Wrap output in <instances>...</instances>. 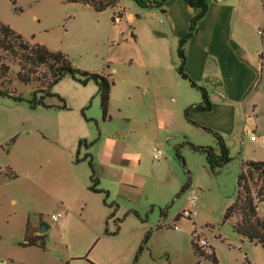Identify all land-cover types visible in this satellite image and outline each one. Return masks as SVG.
Returning <instances> with one entry per match:
<instances>
[{"label":"rangeland","instance_id":"1","mask_svg":"<svg viewBox=\"0 0 264 264\" xmlns=\"http://www.w3.org/2000/svg\"><path fill=\"white\" fill-rule=\"evenodd\" d=\"M123 13L122 21H116V15ZM137 15L140 17L131 21V16ZM164 19L160 8L143 9L133 0H118L116 7L103 12L64 0H0V21L15 24L25 35L34 36L32 40L21 36L23 44L33 46L38 42L52 51H62L75 67L104 74L113 82L106 119L94 82L91 85L95 84L97 93H92L85 108L78 111L82 95L86 96L81 91L87 87L71 77L53 87L68 109L59 108L63 102L58 97L45 98L50 107L33 106L30 102L36 87L41 89V85L19 81L18 56L11 50L0 49V78L23 98L18 101L0 96V102L12 103L10 113L14 117H27L28 124L41 125L39 128L50 125L48 130L56 120L48 116L50 113L76 108L86 116V131L92 138L102 134L115 137L125 151L140 155V164L136 161L128 170L134 169L141 181L139 189L127 197L116 195L110 180L112 173L98 185L111 188L107 202L118 203L119 207L105 205V194L96 196L107 208V215L95 224H100V228L96 229L93 241V232L78 216L59 223L52 221V215L60 212L56 200L48 201L43 216L29 213L30 219H25L24 211L27 214L31 210L37 191L30 186L33 171L30 173L17 164L32 149L26 145L29 137L21 126L14 129L15 124L1 122L0 264H264V247L236 233L234 219L225 220L227 209L237 199L243 162L264 161V111L246 117L239 115L244 131L225 140L232 160L212 171L207 155L194 146L212 147L218 152L213 134L190 123L177 126V48L163 59V47L157 48V44L147 41L148 32L154 33ZM131 26L140 40L136 45ZM150 85L154 89L144 92V87ZM41 95L38 93V98ZM155 109L165 111L167 122L158 123ZM45 130L46 127L38 131L39 139L32 147L40 156L59 150L46 140ZM251 135L257 141H252ZM155 147L163 150L159 159L154 158ZM35 171L45 176L47 167ZM187 184L188 189L183 190ZM193 194L199 197L196 215L187 219L181 214ZM28 220L35 226L40 221L50 225L44 234L45 249L23 245ZM194 237L208 242L203 249L199 248L206 252L204 256L194 249Z\"/></svg>","mask_w":264,"mask_h":264},{"label":"crops","instance_id":"2","mask_svg":"<svg viewBox=\"0 0 264 264\" xmlns=\"http://www.w3.org/2000/svg\"><path fill=\"white\" fill-rule=\"evenodd\" d=\"M208 1L209 10L185 47V72L199 86L207 90L213 107L209 112L200 110L197 106L201 101L200 91L192 87L189 81L182 79L177 72V126L190 123L198 128L208 127L220 132L226 140L244 131V125L241 127L238 121L239 115L246 117L249 113L264 111V70L259 62L261 44L257 34L259 28H264V0ZM198 11L199 9L191 7L187 0H168L164 7L160 8L165 18L163 25L154 33L148 32L147 41L149 44H157V48L163 47L165 50L162 51L163 59L172 49L176 50L179 40L187 33L191 19ZM118 14L115 19L120 22L125 17V13L123 16ZM135 19L137 17L131 16V21ZM10 26L26 40L34 38L30 34V36L25 35L15 24ZM131 28L133 38H136L134 41L136 45L140 40L135 33V27L131 26ZM142 53L144 54L143 50ZM85 86L87 89L81 92H85L86 96L82 95L83 103L77 106L78 111L85 108V101L92 93H97L95 84L91 85L89 82ZM148 89L154 88L150 85L144 87L143 91L147 92ZM79 90L81 89L77 91ZM111 103L112 94L109 109ZM11 107L12 103L0 102V123L5 121L8 124H15L14 129L18 125L21 126L29 137L26 145L32 149L17 164L30 173L33 171V174H30V186L37 191L35 196L37 200L31 204V210H28L27 214L26 210L24 211L25 219H30L29 213L43 216L42 211L48 206V201L53 203L56 200L59 213H63V216L54 222L59 223L62 219L68 220L78 216L91 229L92 241L95 240L94 234H97L100 228V224L96 227L95 224L106 217L107 208L101 199L96 197L100 194L89 189L91 169L88 159L85 158L86 154L92 157L99 184L102 185L103 181L108 180L109 174L112 173L110 180L116 189V195L125 197L133 193V190L139 189L141 183L138 179L139 175H134V169L128 170V166H132L136 161L139 165L140 155L125 151V146L115 137L102 134L97 139L92 138L93 136L86 131L85 122H88L86 116L73 107L75 111L70 108L69 111L48 115L56 120L52 122L51 129L49 127L48 130L50 125L44 126L46 127L44 133L47 135L45 137L46 140L57 145L56 148L59 150L40 156L34 153L32 147L39 139L38 131H43L44 127L40 129L41 125L28 124L27 117H14L10 113ZM187 107L189 119L197 125L186 118L184 112ZM155 111L158 115V123L167 122L168 117L164 110L155 109ZM55 114L59 116L55 118ZM82 139L87 143L91 142L93 144L91 148L79 147V141ZM97 147L99 151H95ZM6 167L13 169L10 165ZM38 167L42 169L47 167V174L43 176L41 172L35 171ZM100 188L108 193L112 192L108 186ZM32 200L33 198L30 202ZM28 222L32 228L37 227L39 234V226L33 225L29 220Z\"/></svg>","mask_w":264,"mask_h":264},{"label":"trees","instance_id":"3","mask_svg":"<svg viewBox=\"0 0 264 264\" xmlns=\"http://www.w3.org/2000/svg\"><path fill=\"white\" fill-rule=\"evenodd\" d=\"M67 3H79L84 6H89L96 12H103L109 8L116 7L118 0H64ZM139 7L143 9L148 8H163L168 0H133ZM191 7L199 9L198 13L191 19L190 26L187 33L179 40L177 47V57L179 65L177 72L182 79L190 82L191 86L197 88L201 93V101L197 104L198 108L204 112L212 110L213 103L209 97L207 90L199 86L193 81L185 72L186 52L185 47L188 41L193 37L195 29L199 22L206 16L209 10L208 0H187ZM137 18L140 16L137 15ZM133 36V33H132ZM18 42V43H16ZM20 48L17 49V45ZM0 49L11 50L18 56L20 70L17 78L23 83H36L41 85V89L35 90V96L30 102L33 106L40 105L43 107H50L45 103L46 97H58L63 105L60 109H68L62 97L53 92V87L58 84L65 77H71L82 85H87L89 82H94L98 87V94L100 96V107L103 113V118L109 116V105L111 97V88L113 82L104 74L82 70L73 64L69 56L62 51H52L46 45L36 42L35 45L29 46L22 43V37L9 24L0 21ZM1 62V60H0ZM1 64V68L3 67ZM7 69V67H6ZM1 75V74H0ZM7 83V82H6ZM0 78V96L9 97L15 100H23L21 96H17L11 86L7 85ZM41 93L38 98L37 94ZM186 118L197 125L188 117V110L185 111ZM213 134L216 138L219 151L216 152L212 147L194 146V148L207 155V160L210 164V169L214 171L216 168L232 160L230 156L229 147L223 135L211 128L203 127ZM92 143H87L85 139L79 141V147L85 146L89 148ZM88 164L91 169V185L89 189L98 194H105V205L110 208L119 207L118 203L113 202L109 204L107 199L109 193L98 187L99 178L96 175L93 160L90 154H86ZM189 184L183 187V190L188 189ZM263 207V208H262ZM114 213L112 214V216ZM234 219L233 229L236 233L252 243L260 244L264 247V161L246 160L243 162L242 170L238 177V195L234 204H232L226 211L225 220ZM37 227L32 228L27 222L25 229L24 246H38L43 249L46 248V241L44 234H37ZM106 233L108 231L106 230ZM114 234H117L115 232ZM148 236L145 242L148 241ZM193 247L196 251L204 256L206 252L197 247L193 239ZM142 248V247H141ZM214 262L217 263L215 253H212Z\"/></svg>","mask_w":264,"mask_h":264},{"label":"built area","instance_id":"4","mask_svg":"<svg viewBox=\"0 0 264 264\" xmlns=\"http://www.w3.org/2000/svg\"><path fill=\"white\" fill-rule=\"evenodd\" d=\"M257 34L260 38V52H259V62L261 64L262 69L264 70V28H259L257 30ZM250 139L252 141H257L256 136L251 135ZM163 150L161 147H155L154 148V158L159 159L160 156H162ZM198 196L196 194H193L188 201L187 206L184 208V210L182 211V216L187 218V219H191L196 215V208H197V204H198ZM63 216V213H58L55 215H52V220L53 221H57L59 218H61ZM174 228L176 230H179V227L177 225L174 226ZM195 243L197 245V247L202 248L207 246L208 242L205 239H196V237H194Z\"/></svg>","mask_w":264,"mask_h":264},{"label":"water","instance_id":"5","mask_svg":"<svg viewBox=\"0 0 264 264\" xmlns=\"http://www.w3.org/2000/svg\"><path fill=\"white\" fill-rule=\"evenodd\" d=\"M38 226L39 234H45L50 229V225L46 221H40Z\"/></svg>","mask_w":264,"mask_h":264}]
</instances>
